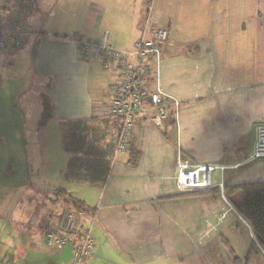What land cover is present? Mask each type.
Listing matches in <instances>:
<instances>
[{
  "label": "crops",
  "instance_id": "1",
  "mask_svg": "<svg viewBox=\"0 0 264 264\" xmlns=\"http://www.w3.org/2000/svg\"><path fill=\"white\" fill-rule=\"evenodd\" d=\"M15 4L0 0V34ZM148 15L168 30L152 82L179 106L168 109L162 126L137 112L129 146L109 160L105 180L68 182L79 191L58 187L63 196L55 204L69 203L67 197L83 202L79 211L92 220L95 244L86 264H264L259 245L246 256L254 236L232 204L240 190L225 193L264 181V158L248 159L255 127L264 123V0H34L21 47L0 51L3 87L9 73L17 86L3 95L16 99L30 84L41 113L44 101L51 107L44 127L62 130L64 122L95 117L112 138L115 126L105 115L118 67L80 57L64 36L98 39L107 32L111 45L130 51ZM61 148L66 152L63 142ZM178 151L192 162L223 166L211 175L215 186L179 192ZM30 183L6 186L14 194L9 203L8 192L0 195V264H68L73 244L56 250L45 241L46 229L59 221L56 205L36 210Z\"/></svg>",
  "mask_w": 264,
  "mask_h": 264
},
{
  "label": "built area",
  "instance_id": "2",
  "mask_svg": "<svg viewBox=\"0 0 264 264\" xmlns=\"http://www.w3.org/2000/svg\"><path fill=\"white\" fill-rule=\"evenodd\" d=\"M33 1L16 0L7 24V32L0 36V51L21 47L24 35L22 22ZM64 38L75 44L80 57H97L103 67L111 63H116L118 67L119 74L115 78L114 91L107 110V115L116 129V152L128 148L137 112L144 111L149 121L162 126L168 109L178 108L180 102L171 97L167 99L159 85L152 82L151 73L157 69L163 45L168 39V30L158 25L152 15L145 18L140 36L130 51L111 45L107 32L98 39L80 35H66ZM146 101L148 105L145 104ZM258 158H264V123L255 127V138L248 156L249 160ZM217 169H223V166L192 162L178 151L175 165L176 188L179 192L213 188L215 184L211 175ZM223 198L225 199L224 196ZM230 207L234 208L231 205ZM226 212L223 211L219 218H224ZM237 215L244 220L238 212ZM91 222L80 211L75 213L69 207L64 208L55 229L45 231L47 246L62 250L65 244L72 243L73 251L68 264H86L93 256L95 246L90 230Z\"/></svg>",
  "mask_w": 264,
  "mask_h": 264
},
{
  "label": "rangeland",
  "instance_id": "3",
  "mask_svg": "<svg viewBox=\"0 0 264 264\" xmlns=\"http://www.w3.org/2000/svg\"><path fill=\"white\" fill-rule=\"evenodd\" d=\"M6 76L8 81L4 87L1 81L3 76L0 78V114L4 117L0 120V195L8 192L5 200L9 203L14 194L6 191V186L15 185L19 188L17 185L32 181L31 205L35 206L36 210L43 211L45 208L54 207L55 202L58 201L57 198H62L63 195L57 192L58 187L67 188L69 191L74 189L79 191L76 187L73 189V185L71 186L68 182L78 181L81 185L97 183L87 179L68 178L67 157L69 154L63 152L61 148L62 130L58 126L44 127L43 124H39L42 113L34 86L27 84L25 92L16 99L3 95L5 91L12 93V85L17 87L16 81L15 84L13 82L15 80L13 75L9 73ZM24 95H30L33 101L30 100V104L27 102L24 105L23 99L20 98ZM56 150L59 152L56 153ZM63 155H65L64 158ZM8 170H11L9 174H7ZM3 183L7 185H2ZM22 190L25 191L24 187ZM26 190L29 191V186ZM66 205L70 203L56 205L53 208L54 214H60Z\"/></svg>",
  "mask_w": 264,
  "mask_h": 264
},
{
  "label": "trees",
  "instance_id": "4",
  "mask_svg": "<svg viewBox=\"0 0 264 264\" xmlns=\"http://www.w3.org/2000/svg\"><path fill=\"white\" fill-rule=\"evenodd\" d=\"M43 103L42 119L39 122L40 125L51 116L50 104L45 101ZM105 116L112 122L108 115ZM105 116L101 118L103 119ZM104 122L105 121H103V123ZM61 128L63 148L70 154L67 165L68 178L80 180L87 179L92 182L102 183L108 172V162L113 157L114 153H116L115 127L112 138H108L107 136L108 127L98 125L95 117L67 121L62 123ZM236 190H240L241 198L232 204L236 211L241 214L244 220L250 225L254 236V240L246 255L249 257V255L258 248L257 245L261 246L264 251V181L234 185L226 188L225 193L230 194ZM68 199L71 200L68 207L75 213L80 209H85L82 201L75 200L72 197H68ZM228 250L233 252L229 246ZM234 259L237 258L234 257Z\"/></svg>",
  "mask_w": 264,
  "mask_h": 264
}]
</instances>
